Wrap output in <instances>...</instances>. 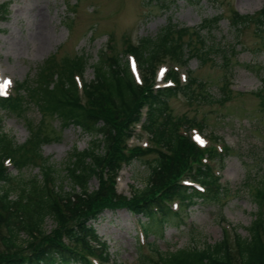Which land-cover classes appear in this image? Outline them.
<instances>
[{
	"label": "trees",
	"instance_id": "16d2710c",
	"mask_svg": "<svg viewBox=\"0 0 264 264\" xmlns=\"http://www.w3.org/2000/svg\"><path fill=\"white\" fill-rule=\"evenodd\" d=\"M0 8L3 17L6 7ZM231 13L229 25L236 34L250 24L255 25L257 33H264V7L255 15ZM207 23L204 20L198 28H192L202 45L200 49L192 51L181 43L189 28L168 23L154 37L127 44L121 58L100 53L98 61L90 65L83 55L49 57L33 80L16 83L12 95L0 98V110L4 112L21 116L32 105L41 116L34 128L28 121L32 132L20 145L2 133L0 126V264H121L111 259L106 242L93 227L105 211L125 210L136 218L141 216L144 221L136 219L140 230L155 238L153 228L161 231L170 219L180 218L173 204L182 209L199 200L218 202L229 196L231 189L216 171L222 170L230 149L216 137H210L215 145L198 147L190 131H202L204 124L185 116L175 118L169 110L170 99L179 95L188 105L210 102L203 84L188 69L185 83L179 77V69L187 68L189 60L204 64L216 49L213 44L206 47L201 39ZM184 51L191 56L185 58ZM127 56L134 57L140 82L130 71ZM89 65L93 78L84 81ZM161 65L168 66L167 80L174 82L173 87L155 88L156 71ZM261 82L254 95L264 111V76ZM222 93L221 102L234 95L227 85ZM142 110H146V116L141 129L151 144L147 149L127 144L134 136V126L141 121ZM45 118L59 121L61 129L76 127L91 139L88 148L70 152L59 171L42 155V146L50 141L43 134ZM219 142L220 151L216 147ZM149 155L154 159L148 164L143 187H131L129 195L118 193L121 167ZM6 161L18 173L38 168V174L31 178L22 173L12 176ZM94 178L98 185L91 189ZM183 181L199 184L204 191L186 187ZM65 182L70 185L68 190ZM245 187L256 205L245 237L231 228L230 236L226 234L214 244L171 251L159 250L154 240L147 243L146 252L138 247L136 264H264V176L254 183L246 182ZM48 220L53 224L50 231L45 229Z\"/></svg>",
	"mask_w": 264,
	"mask_h": 264
},
{
	"label": "rangeland",
	"instance_id": "374dc122",
	"mask_svg": "<svg viewBox=\"0 0 264 264\" xmlns=\"http://www.w3.org/2000/svg\"><path fill=\"white\" fill-rule=\"evenodd\" d=\"M1 6L6 10L2 17L0 8V88H6L7 94L14 83L33 80L39 66L49 57L83 55L90 65L98 61L100 53L121 58L127 44L141 37H154L168 23L189 28L181 43L192 51L200 49L202 45L192 28L208 20L200 33L201 39L206 47L213 44L216 49L204 64L191 59L186 66L203 84L210 102L188 105L181 97H175L169 101V110L175 118L185 116L203 123L200 140L216 137L230 149L220 171L222 181L231 189L229 196L218 202L199 200L183 207L178 211L180 218L170 219L161 231L153 228L155 238L140 234L136 217L125 210L105 211L93 227L106 242L111 259L121 264H136L138 247L146 252L145 243L154 240L159 250L171 251L214 244L226 234L230 236L229 228L242 237L247 235L256 205L245 183H254L264 176V111L254 95L261 88L264 76V33H257L255 25L250 24L236 34L228 19L233 11L241 15L257 14L264 7V0H0ZM189 51H184L185 58L191 56ZM90 65L83 74L84 81L93 78ZM225 85H231L234 92L242 95L234 93L228 101L221 102ZM0 117L2 133L17 145L30 137L28 121L34 128L41 119L32 105L21 116L0 110ZM43 121V134L50 141L41 151L54 169H63L64 161L74 149L82 151L90 145V137L80 129L72 126L61 129L59 121L53 118ZM209 142L214 145L212 140ZM128 145L143 149L151 146L140 133ZM153 159L149 155L122 166L117 175V192L129 195L131 187L142 188L148 178V164ZM8 170L12 176L22 173L31 178L38 174V168L18 173L9 166ZM55 183L59 186L58 181ZM63 185L66 190L70 187L66 182ZM97 185V179H92L90 188ZM137 218L145 220L141 216ZM52 228V222L46 221L45 229Z\"/></svg>",
	"mask_w": 264,
	"mask_h": 264
},
{
	"label": "snow or ice",
	"instance_id": "6c2138e0",
	"mask_svg": "<svg viewBox=\"0 0 264 264\" xmlns=\"http://www.w3.org/2000/svg\"><path fill=\"white\" fill-rule=\"evenodd\" d=\"M9 84H10V82H9ZM201 143H203V141H201Z\"/></svg>",
	"mask_w": 264,
	"mask_h": 264
}]
</instances>
